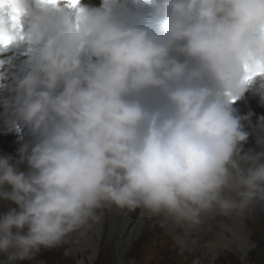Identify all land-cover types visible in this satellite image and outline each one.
I'll list each match as a JSON object with an SVG mask.
<instances>
[{"label":"clouds","instance_id":"9594fccd","mask_svg":"<svg viewBox=\"0 0 264 264\" xmlns=\"http://www.w3.org/2000/svg\"><path fill=\"white\" fill-rule=\"evenodd\" d=\"M143 25L128 0H0V27L20 10L15 46L32 68L0 79V113L33 141L0 155V264H20L100 225L113 206L162 216L190 236L205 217L236 223L264 213V0H147ZM5 49V50H7ZM2 67V66H0ZM27 164L22 171L19 164ZM214 264L207 252L191 264Z\"/></svg>","mask_w":264,"mask_h":264},{"label":"bare ground","instance_id":"6f19581e","mask_svg":"<svg viewBox=\"0 0 264 264\" xmlns=\"http://www.w3.org/2000/svg\"><path fill=\"white\" fill-rule=\"evenodd\" d=\"M6 56H11L12 62L10 67L5 69L6 71L0 72V79L5 83H10L12 81L13 74L23 75L31 71L32 61L30 53L26 49H18L16 52L11 53H0V60ZM15 106V97L10 100L7 106L0 102V113L5 111V107L12 110ZM234 107L241 116L247 115L250 112L254 113L251 118V125L248 121H244L243 123L246 129L252 133L245 145V149L247 150L255 147L256 133L253 126L257 122V117L264 115V104L261 103L258 95H254L249 91L246 92L242 98L235 101ZM13 121H15V127L18 128V130L23 128L24 124L18 119L6 122L5 119L0 118V130L2 128L9 129ZM33 139L27 127L23 133L19 132L18 134L12 133L4 137L0 136V155H11L14 158L13 162H15V160L18 159L17 150L22 144L30 143ZM18 167L22 171H27L26 163L19 164ZM12 207H17V205L9 200L0 198V214L8 211ZM101 215L103 216L102 224L92 225L91 227L86 226L78 231L72 232L65 237L64 242L60 245L67 250L70 259H78V264H88L89 261L94 259L99 249H101V246L116 247L118 258L124 260L128 252L127 244L129 241L139 234L151 238L154 234H152L151 231L154 232L155 229L153 227L157 224L167 222L162 216H152L140 208H137L135 211H129L113 206L103 210ZM209 218V224L213 226V231H204L203 229V231L199 230L192 233L190 236H185L183 229L179 226L172 222H167V224L172 223V225L169 224L170 232L175 236L178 244L183 246L182 249L187 246H189L191 250L197 248L195 253L185 254L187 259L201 254L202 250L205 248L209 250V248H211L210 245H212L211 241L215 240L217 236L222 234V237L230 238L227 236L235 233L240 235L241 242H239L238 247L243 250V255L247 256L252 247V234L260 230V222H262V226H264V213L258 214L254 220H247L243 223H236L219 215ZM227 228L230 233H227L228 231L226 232ZM157 230L159 231L160 229L158 228ZM165 239L169 240V237L166 238V236H162L161 242ZM216 255L218 256V254Z\"/></svg>","mask_w":264,"mask_h":264},{"label":"rangeland","instance_id":"374dc122","mask_svg":"<svg viewBox=\"0 0 264 264\" xmlns=\"http://www.w3.org/2000/svg\"><path fill=\"white\" fill-rule=\"evenodd\" d=\"M5 69V67L0 68V72L6 71ZM25 129L26 126L23 125V128L18 130V128L15 127V121H13L9 129L2 128L0 130V136L4 137L12 133H23ZM209 220V217L204 218V222L199 229L200 231H203V229L204 231H211L213 229V226L209 224ZM167 222L154 226V232L151 231L152 234H154L151 238L139 234L129 241L127 244L128 252L124 257V260L118 258L116 247L101 246V249H99L94 259L89 261L88 264H191L194 257H203L207 252H210L213 255L218 254V256H215L214 264H264V226H262V222H260L259 225L260 230H257V232L251 236L252 247L247 256H244L243 250L238 247L239 242H241L240 235L235 233L227 236L230 238H224L221 236L222 234L217 236L215 240L211 241L212 245H210L211 248H209V250L208 248H205L202 250L201 254H194L196 256H193L190 259H187L185 254L195 253L197 248L191 250L189 246H187L182 249L183 246L178 244L175 236L170 232L169 224L172 225L173 222L169 224H167ZM158 228L160 229L159 231L157 230ZM227 229L226 232L228 231L227 233H230L229 229ZM162 236H166V238L169 237V240L165 239L161 242ZM2 259L3 257L0 256V260ZM37 263L78 264V259H70L67 250L62 246H57L47 249L42 248L32 259L20 262V264ZM204 264H207L206 260L204 261Z\"/></svg>","mask_w":264,"mask_h":264},{"label":"snow or ice","instance_id":"6c2138e0","mask_svg":"<svg viewBox=\"0 0 264 264\" xmlns=\"http://www.w3.org/2000/svg\"><path fill=\"white\" fill-rule=\"evenodd\" d=\"M51 2L55 3V0H51ZM78 3V0H71V4L75 7ZM9 18L12 21L11 25H7L4 23L2 27H0V52H3L8 46L17 38L18 29L20 25V10L15 8L8 9Z\"/></svg>","mask_w":264,"mask_h":264}]
</instances>
